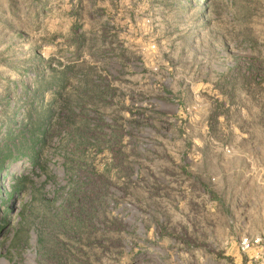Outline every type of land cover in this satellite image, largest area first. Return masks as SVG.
Returning <instances> with one entry per match:
<instances>
[{
    "label": "rangeland",
    "instance_id": "1",
    "mask_svg": "<svg viewBox=\"0 0 264 264\" xmlns=\"http://www.w3.org/2000/svg\"><path fill=\"white\" fill-rule=\"evenodd\" d=\"M213 141L264 152V0H0V264H210Z\"/></svg>",
    "mask_w": 264,
    "mask_h": 264
},
{
    "label": "crops",
    "instance_id": "2",
    "mask_svg": "<svg viewBox=\"0 0 264 264\" xmlns=\"http://www.w3.org/2000/svg\"><path fill=\"white\" fill-rule=\"evenodd\" d=\"M212 143L214 150L201 152L190 174L202 184L200 193L216 201L213 208L194 211L193 242L224 246L235 236L231 220L252 233L264 229V152Z\"/></svg>",
    "mask_w": 264,
    "mask_h": 264
},
{
    "label": "built area",
    "instance_id": "3",
    "mask_svg": "<svg viewBox=\"0 0 264 264\" xmlns=\"http://www.w3.org/2000/svg\"><path fill=\"white\" fill-rule=\"evenodd\" d=\"M204 208H213L216 205V201L211 199L210 196L205 195L203 198ZM231 227L234 230V238L232 244L236 246L237 253L240 256V261L237 262L236 259L230 260L233 255L228 254V245L225 244L221 248L220 258L215 259V254H206V259L212 258L209 262L210 264H259L264 261V229H259L257 231L249 232L247 229H243L235 220H231ZM199 250L195 248L190 255V259L194 261L195 264H203L202 259L204 258L203 253H198ZM216 250L214 253H217ZM211 255V257H209ZM243 257V258H242ZM147 263L154 262L158 259L156 255H149L147 257ZM243 259V260H242ZM244 259L246 260L244 262Z\"/></svg>",
    "mask_w": 264,
    "mask_h": 264
},
{
    "label": "trees",
    "instance_id": "4",
    "mask_svg": "<svg viewBox=\"0 0 264 264\" xmlns=\"http://www.w3.org/2000/svg\"><path fill=\"white\" fill-rule=\"evenodd\" d=\"M16 136H17V135H15V134L12 132V134L9 135V140L14 139ZM6 148H7L8 152H4L3 154L1 153V158H0V161H1V162H2V159H4L6 156L13 158V156H12V152L10 151L11 149H10L7 145H6ZM14 158H15V157H14ZM1 164H2V163H0V168L2 167ZM20 184H21V181H18L17 184H16V186L13 187L12 192H15V191H17L18 189H20Z\"/></svg>",
    "mask_w": 264,
    "mask_h": 264
}]
</instances>
